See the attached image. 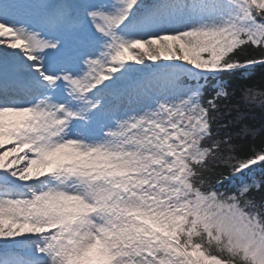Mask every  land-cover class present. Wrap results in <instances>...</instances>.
I'll return each instance as SVG.
<instances>
[{
  "label": "snow or ice",
  "instance_id": "1",
  "mask_svg": "<svg viewBox=\"0 0 264 264\" xmlns=\"http://www.w3.org/2000/svg\"><path fill=\"white\" fill-rule=\"evenodd\" d=\"M235 97L264 113V0H0V264H264Z\"/></svg>",
  "mask_w": 264,
  "mask_h": 264
},
{
  "label": "trees",
  "instance_id": "2",
  "mask_svg": "<svg viewBox=\"0 0 264 264\" xmlns=\"http://www.w3.org/2000/svg\"><path fill=\"white\" fill-rule=\"evenodd\" d=\"M238 106L241 109V114L244 116L243 123L255 126L257 128H259L261 124H264V113H262L261 110L257 109L255 112H247L246 110L243 109V106L240 105L239 98L235 97L230 102V109L234 110ZM230 109L225 108L224 109L225 113L227 114L230 111ZM232 115H236L235 111H232Z\"/></svg>",
  "mask_w": 264,
  "mask_h": 264
},
{
  "label": "bare ground",
  "instance_id": "3",
  "mask_svg": "<svg viewBox=\"0 0 264 264\" xmlns=\"http://www.w3.org/2000/svg\"><path fill=\"white\" fill-rule=\"evenodd\" d=\"M0 150H3V149H0Z\"/></svg>",
  "mask_w": 264,
  "mask_h": 264
}]
</instances>
